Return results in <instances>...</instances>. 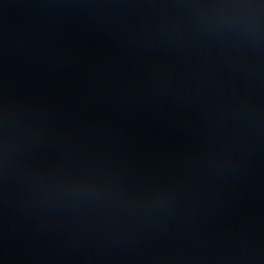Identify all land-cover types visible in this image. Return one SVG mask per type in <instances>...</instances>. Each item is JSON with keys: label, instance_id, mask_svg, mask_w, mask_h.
<instances>
[{"label": "water", "instance_id": "95a60500", "mask_svg": "<svg viewBox=\"0 0 264 264\" xmlns=\"http://www.w3.org/2000/svg\"><path fill=\"white\" fill-rule=\"evenodd\" d=\"M192 2L0 0V113L12 106L43 129L19 167L0 168V264H239L241 253L264 254V131L239 128L229 107L241 97L264 106V49L165 7ZM46 166L133 191L168 183L177 195L156 205L158 219L114 233L86 211L96 193L30 202L23 169Z\"/></svg>", "mask_w": 264, "mask_h": 264}, {"label": "clouds", "instance_id": "9594fccd", "mask_svg": "<svg viewBox=\"0 0 264 264\" xmlns=\"http://www.w3.org/2000/svg\"><path fill=\"white\" fill-rule=\"evenodd\" d=\"M165 7L183 9L190 17H198L205 31L215 29L227 32L240 46H250L256 52L264 49V0H195ZM178 19L179 14L172 23L175 25ZM229 107L235 114L239 128H247L252 134L264 131V106L241 97L233 100ZM42 131L31 118L23 116L12 106H6L0 113V168L6 176L20 166L27 141ZM215 158V153L210 155V159ZM23 174L35 184V189L28 192L30 202L39 199L56 202L73 188L81 193H96L100 199L87 207L86 211L108 217L112 232L121 234L126 228L139 225L149 216L158 219L159 209L156 205L174 201L177 195L174 187L168 183H160L146 191H133L119 187L103 175L86 171H62L51 166L25 167ZM132 208L137 215L127 214V210ZM235 259L239 264H256L264 260V254L249 250Z\"/></svg>", "mask_w": 264, "mask_h": 264}]
</instances>
